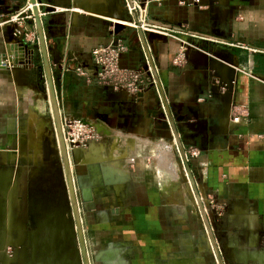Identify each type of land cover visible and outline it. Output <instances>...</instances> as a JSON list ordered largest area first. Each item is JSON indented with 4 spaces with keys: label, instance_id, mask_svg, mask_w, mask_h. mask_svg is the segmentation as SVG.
I'll return each mask as SVG.
<instances>
[{
    "label": "crops",
    "instance_id": "1",
    "mask_svg": "<svg viewBox=\"0 0 264 264\" xmlns=\"http://www.w3.org/2000/svg\"><path fill=\"white\" fill-rule=\"evenodd\" d=\"M25 1L12 0L0 7V60L11 67L14 60L22 59L16 75L0 67V264H31L37 253L17 241L27 232L33 208L40 205L32 193L34 174L29 173L35 160H28L35 122L45 118L49 105L47 93L39 87L42 58L33 16L22 20L25 33H30L26 39L12 34L10 40L11 25L1 24L18 14ZM76 1L91 4L95 11H76L72 0H40L39 12L47 44L61 55L59 64H51L60 117L70 114L97 122L103 133L96 145L104 144V154L113 155L129 175L122 195L121 185L115 186L116 192L112 188V207L95 213L98 223L116 214L123 222L114 237L108 232L109 242L99 253L107 246L119 248L104 252L103 259L111 264H194L198 255L201 261L195 264H202L200 252L211 244L208 235L200 233L194 194L188 197L181 192V156L166 116L167 105L185 154L197 152L187 163L205 215L218 223L217 227L212 223V230L219 231L217 244L224 264L223 254L231 255L233 264H264V0H143L151 24L185 39L195 34L213 40L201 43L202 50L212 55L192 51L181 67L171 63L178 40L156 41L149 50L141 39V33L146 38L148 32L128 25L113 30V20L124 19L111 17L106 0ZM120 1L124 6L128 3ZM123 16L125 21L136 20L124 7ZM117 38L128 45L120 65L136 68L147 60L158 80L135 100L108 86L87 83L72 70L76 66L92 70L91 49ZM230 68L234 70L231 84L219 85L217 74L221 70L231 80ZM235 112L247 115V126L231 122ZM103 135H108L107 141ZM164 141H172L178 152L163 149ZM164 153L176 165V178L158 171ZM104 167L101 171L107 175ZM83 171L82 178L87 168ZM114 171L108 173L111 179L121 174ZM108 185L109 181L104 186L83 184L85 203H97L94 197ZM197 238L208 244L199 245V251L189 256ZM103 241L91 238L93 245Z\"/></svg>",
    "mask_w": 264,
    "mask_h": 264
},
{
    "label": "rangeland",
    "instance_id": "2",
    "mask_svg": "<svg viewBox=\"0 0 264 264\" xmlns=\"http://www.w3.org/2000/svg\"><path fill=\"white\" fill-rule=\"evenodd\" d=\"M73 1V0H72ZM27 2V1H25ZM28 2H30L28 0ZM79 2V1H78ZM72 3L71 7L75 8ZM87 8L93 10L94 8L89 7L91 4H84ZM83 10V9H82ZM95 11V10H93ZM41 72L42 71V64H41ZM40 86L44 92V95L46 96V86H45V78L44 75L39 77ZM45 118H42V121H36L35 125V132L33 135L35 136L33 139L30 140V145L33 149H29V154L31 155L30 160H28L30 163L32 162L31 159L35 160L32 162V165L35 166V168H30V176L34 174L35 179L33 181L31 180L33 186H35V189L32 190L33 196H35L36 203L40 204L39 207H34L35 210L32 213V218L29 222H27V232L18 238L19 244H25L28 246H31L32 249H36V257L31 261V264H72L73 261L77 259V252L76 247L78 246V239L77 237L73 236L74 233L72 231V219L70 218L71 214V207L68 199L67 194V188H66V182L64 178L62 163L59 155V150L55 141V138L53 136L54 133V126L53 121L51 118L50 108L49 105L47 107V110L45 112ZM45 121V122H44ZM33 122V121H32ZM41 124H40V123ZM45 126V127H44ZM44 129H46L44 131ZM49 137L51 141L52 146V154L49 158V160L44 161L41 159L40 156V139L43 138V133ZM43 136V137H41ZM41 137V138H40ZM102 138L107 141L108 135H103ZM118 139V138H117ZM103 140V141H104ZM170 140H173V138H170ZM118 140H115L114 145H116V142ZM97 144V143H96ZM104 147V144H99ZM113 145V147H114ZM167 146H171L169 149ZM39 147V148H38ZM117 147V145H116ZM173 149L174 151H177L176 145L172 144V141H164L163 149L170 150ZM115 149V148H113ZM38 150V151H37ZM105 148H103V152L101 155H99V165H97V162L86 164V174L82 180L77 178V175H80L82 173V170L80 167H76L73 161H71V169L73 171V178L75 183V190L77 194V201L78 206L80 210V216H81V222L83 227V233L85 237L87 252L90 260V264H101V261H104L106 264L108 263L107 259H103L104 252L108 251L109 249H116L119 247H111L107 246L103 252H100V250L103 249L104 245L108 243L109 241L107 239L108 232L114 237L116 235V232L120 227H122V220H120L119 215L116 214L113 218H109L106 221H101V223H98L97 221H94L96 218V212L99 210V213L104 210V207H112V190L114 189V192L117 190L115 189V186H122L121 187V195L123 194V185L125 180L129 177L128 172L126 168L121 165L116 159L113 157V155H105L104 154ZM177 155V154H176ZM115 159V160H114ZM175 160V158H174ZM96 163V165H95ZM124 164V163H123ZM166 165V166H165ZM102 166H105V171H107V168L111 167V169H108L109 172L113 169L115 170L114 173L120 172L121 174L119 176V173H116L115 179L112 175H104L102 173ZM168 167V169H167ZM158 171L166 172L168 174V177H177V169L174 162L167 156L166 153L161 155L158 159ZM173 170H172V169ZM95 169H98V173ZM92 170H95L92 171ZM172 170V171H171ZM83 174V173H82ZM94 174V175H92ZM123 174V175H122ZM87 176V177H86ZM33 177V176H32ZM109 180L108 188H100V192L94 197L95 200L98 202L90 203V205L85 203V200H83L84 196L82 193L83 190V184L87 185H94L99 182L100 185L104 186L107 181ZM179 182L182 185V191L185 196L189 195L185 191V186L179 177ZM113 180V181H112ZM80 182V183H79ZM90 182V184H89ZM79 183V184H78ZM111 188V189H109ZM113 188V189H112ZM110 196V197H109ZM85 199V198H84ZM87 202V201H86ZM96 204V205H95ZM41 206V207H40ZM94 207V209H90ZM198 207V206H197ZM41 208V209H40ZM115 210V209H113ZM98 213V216H99ZM197 218H200L199 220V229L201 235L204 237L207 235L206 229H205V223L202 218L201 212L199 208L196 209ZM208 218V216H207ZM209 220V218H208ZM211 229H212V223L215 227H217V222H212L209 220ZM217 230V229H216ZM109 234V235H110ZM95 236L96 239L102 238L104 241L99 242L100 244L93 245L91 242V238ZM207 237V236H206ZM215 237L217 241H219V231H216ZM115 239V238H113ZM117 241V240H113ZM122 239V238H120ZM100 241V240H99ZM206 242V241H205ZM205 242L202 240L200 241V238L196 239V242L193 241L194 248L192 249L191 254L189 256H192V254L198 250V247H202ZM208 243L206 242V245ZM200 245V246H199ZM196 246V247H195ZM122 248V247H120ZM99 253V254H98ZM200 255L203 257L202 264H217L216 258L214 256L213 250L210 247L206 248V252H200ZM226 260V264H233L234 260H231L229 255L228 257L223 254ZM98 256V257H97ZM183 255L177 254V257H182ZM186 257V256H183ZM100 260H99V259ZM78 261V259H77ZM194 264L196 262L201 261V258L197 255L193 258ZM250 262V261H249ZM161 263V261L159 262Z\"/></svg>",
    "mask_w": 264,
    "mask_h": 264
},
{
    "label": "built area",
    "instance_id": "3",
    "mask_svg": "<svg viewBox=\"0 0 264 264\" xmlns=\"http://www.w3.org/2000/svg\"><path fill=\"white\" fill-rule=\"evenodd\" d=\"M10 1L12 0H0V7ZM37 6L39 7V3H37ZM124 8L129 14L135 13L136 20L113 21V24L117 23L121 26L128 25L134 30L153 32L164 35L166 38L172 37L179 41L177 50L171 59V63L174 66H183L192 51H203L201 48L202 42L210 43L213 41L210 38L195 34H189V38L185 39L174 32H170L166 28L151 24L148 21L146 3L143 0H131L130 3L125 4ZM32 16V8L27 1L18 14L10 16L7 20L2 21L1 24L11 25L14 36H23L26 39L30 33H25L22 20L24 17L31 18ZM156 41L159 40H153L152 42L146 41L149 45V47L147 46L149 50L152 48L150 45ZM127 49L128 45L121 38H117L114 42L108 44L97 45L90 51L94 68L92 70H86L81 66H76L72 70L87 83L108 86L114 91L123 92L129 98L134 100L138 99L146 89L155 85V79L152 68L147 60H145L144 65L136 68H126L120 65V56ZM67 69L71 68L67 66ZM230 120L235 126L244 127L248 124L247 115L242 112H235L231 115ZM61 128L68 152H71L74 148H81L85 151L90 143H98L100 135L103 133L102 127L91 118L70 114L61 116ZM196 155L197 152L191 150L189 151V156L186 154V160L188 161V157ZM1 252L2 250H0Z\"/></svg>",
    "mask_w": 264,
    "mask_h": 264
},
{
    "label": "water",
    "instance_id": "4",
    "mask_svg": "<svg viewBox=\"0 0 264 264\" xmlns=\"http://www.w3.org/2000/svg\"><path fill=\"white\" fill-rule=\"evenodd\" d=\"M31 3H33L32 7V12H33V17H34V25H35V30L37 33V41L39 45V51L41 54L42 58V71L44 74L45 78V85H46V93H47V99L49 103V108H50V113H51V118L53 121V126H54V133L53 136L55 138L58 150H59V155L62 163V168H63V173H64V178L66 182V188H67V194H68V199L71 207V214L70 218L72 219V231L74 233V237L76 236L78 239V246L76 247V252H77V259H78V264H90L88 252H87V247H86V242H85V237L83 233V227H82V222H81V216H80V210L78 206V201H77V194L75 190V184H74V178L72 174V169H71V160L74 162L75 165H85L86 163L83 162V156H84V151L81 148H74L71 150V152H68L64 143L63 139V133H62V128H61V117H60V112H59V107H58V101L54 89V82H53V77H52V70H51V64H59L61 60V55L60 53L55 50L52 46L48 45L46 42V36L44 33L43 29V19L40 17L39 13V7L37 6V3L40 2V0H29ZM128 3H130L131 0H127ZM76 0H73L72 3L74 4L73 6L76 7L77 3ZM106 8L108 9L109 13L111 14V17H115L117 19H124L125 16H123V7L124 5L121 3L120 0H106ZM133 16H135V13H132ZM113 15V16H112ZM122 26L119 24H114V31L117 32ZM10 40H12L13 35L10 30ZM141 39L146 42H152L153 40H159V41H165L167 38L164 35L153 33V32H148L146 33V38L141 33ZM16 40V37H15ZM18 48L22 51H25V46L21 43L18 42ZM205 57H208L212 55L213 52L208 53L205 51H199ZM49 53H51L52 57L51 60L49 59ZM210 54V55H209ZM149 55V54H148ZM223 62L227 65H233V63L226 58H221L219 57ZM15 61V66L7 65L3 60H0V67L6 68L8 67V71L11 72L12 74L15 72V75L18 74L20 71L18 68L17 64L22 63V59L20 60H14ZM152 67V72L154 73V78L155 81L158 83L156 74L154 72L153 66L150 64ZM228 70V68L226 67ZM229 70L232 71V78L231 80L227 79L229 77H225V75L219 71V75L217 74L218 78V83L219 85L222 84H231L232 79H233V68H230ZM212 93H215L214 89H211ZM164 100V98H163ZM165 100H164V106H165ZM165 111H166V116L168 118V122L171 126V130L173 133V137L175 140V143L177 144V147L180 151V156H181V162L178 164V170H179V176L185 186V191L189 196H192L194 194L196 198V203L198 204V208L201 212L202 218L205 223V228L207 235L210 239L211 243V248L213 250L214 256L216 258V261L218 264H224L222 255H221V250L218 247L217 244V239L215 237L214 231L211 229L209 220L207 218V215H205V207L202 203L201 196L199 194L200 191L199 189L196 188L195 186V181L192 176L191 170L189 168V165L186 160V154L185 150L183 149L182 142L179 138V134L177 132V128L175 125V120L171 116V112L169 110V107L166 105L165 106ZM182 117V116H181ZM40 150H41V159L44 161L49 160L51 154L53 153L52 151V146H51V141L47 135H45L41 140H40ZM193 193V194H192ZM83 200H85L83 198ZM206 241V240H205ZM210 247V245H208Z\"/></svg>",
    "mask_w": 264,
    "mask_h": 264
},
{
    "label": "bare ground",
    "instance_id": "5",
    "mask_svg": "<svg viewBox=\"0 0 264 264\" xmlns=\"http://www.w3.org/2000/svg\"><path fill=\"white\" fill-rule=\"evenodd\" d=\"M101 5H103V4H101ZM30 6H31V8L33 7V3H31L30 2ZM89 7H91V5L89 6ZM93 7V6H92ZM91 7V8H92ZM85 8H87L85 5H83V4H78L77 3V5H76V7L74 8L76 11H82V9L83 10H88V9H85ZM94 8V7H93ZM100 9V8H99ZM90 10V9H89ZM94 10V9H93ZM92 10V11H93ZM113 21H115V20H113ZM122 21V20H121ZM32 118H33V120H35V117H34V115H32ZM93 143H95V142H92V143H90V147H89V149H88V147L85 149V151H84V156H83V162L84 163H86V164H91V163H94V162H98L97 160L99 159L98 157H99V155H101L100 154V152L103 150V146L102 145H96V143L95 144H93ZM98 144V143H97ZM39 148V147H38ZM114 148H115V146H114ZM88 149V150H87ZM87 150V151H86ZM166 166V165H165ZM108 169H111V167L109 168H107V171H105L106 172V174L108 175V173H111V172H108L109 170ZM114 170V169H113ZM112 171V170H111ZM113 172V171H112ZM111 175V174H110ZM109 181V180H108ZM72 264H78V261H77V259L75 260V261H73L72 262ZM173 264V263H172Z\"/></svg>",
    "mask_w": 264,
    "mask_h": 264
},
{
    "label": "flooded vegetation",
    "instance_id": "6",
    "mask_svg": "<svg viewBox=\"0 0 264 264\" xmlns=\"http://www.w3.org/2000/svg\"><path fill=\"white\" fill-rule=\"evenodd\" d=\"M76 167H80L81 168V170H82V172H84L83 170L85 169V165H79V166H77L76 165ZM81 175H83L82 173L80 174V175H77V178H79V176L81 177ZM82 178V177H81ZM75 184V183H74ZM79 184V183H78ZM223 258V257H222Z\"/></svg>",
    "mask_w": 264,
    "mask_h": 264
}]
</instances>
